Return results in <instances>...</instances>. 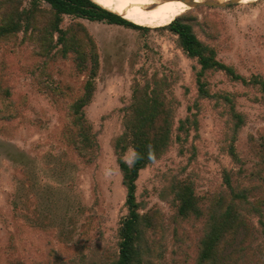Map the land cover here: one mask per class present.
I'll return each mask as SVG.
<instances>
[{"label":"rangeland","instance_id":"1","mask_svg":"<svg viewBox=\"0 0 264 264\" xmlns=\"http://www.w3.org/2000/svg\"><path fill=\"white\" fill-rule=\"evenodd\" d=\"M189 11L205 24L203 30L196 28L197 35L216 48L219 61L247 79H264V0ZM69 21L66 17L63 25ZM82 23L98 50L94 93L84 108L97 147L84 145L81 126L71 116L70 106L85 94L89 78L75 69L72 58L47 61L46 91L29 74L42 61L30 47L15 49L0 61V264H54L56 256L65 264H80L82 259L107 260L112 254L119 221L126 214L113 143L122 133V108L130 100L133 79L142 80L145 71L174 79L176 121L186 117L188 106H199L198 137L189 139L185 153L179 155L174 143L162 159L140 171L136 182V198L146 205L142 212L157 210L166 228L163 256L159 263L154 258L155 264H192L201 221L174 222L172 195L165 190L172 176L190 180L204 205L220 189L223 168L241 169L244 178L257 174L253 182L259 186L250 195L264 203V176L258 173L264 172V164L252 151L264 138V94L223 72L206 79L211 94H234L236 110L247 116L234 141L241 159L235 165L226 152L227 115L220 114L215 101L198 97L195 63L178 48L176 36L157 29L161 27L141 33ZM107 170L112 174L106 175ZM242 235L239 230L235 246ZM259 251L255 259L264 257Z\"/></svg>","mask_w":264,"mask_h":264},{"label":"trees","instance_id":"2","mask_svg":"<svg viewBox=\"0 0 264 264\" xmlns=\"http://www.w3.org/2000/svg\"><path fill=\"white\" fill-rule=\"evenodd\" d=\"M66 17L70 21L63 25ZM84 20L141 33L149 31V28L136 25L90 0H0V61L7 59L15 49L30 47L42 61L29 70V74L46 91L49 88L43 79L47 61L72 58L75 69L88 73L89 78L84 85L85 94L70 106L71 116L73 123L81 126L84 145L97 147L96 134L87 123L84 108L94 93L99 59L95 40L82 23ZM201 25L205 24L197 22L196 14L187 11L169 25L157 29L176 36L178 48L195 63L192 69L198 97L215 101V106L221 108L220 114L227 115L226 133L230 141L226 152L239 166L241 159L234 141L246 125L247 116L236 110L234 94H211L206 79L215 71L223 72L231 81L256 88L261 94H264V79L259 75L247 79L233 67L219 61L216 48L199 39L196 28L203 30ZM143 74L142 80L133 79L130 100L122 108V133L113 143L121 184L126 193V214L121 217L115 234L116 247L107 260L87 262L82 259L80 264H155L153 259L159 263L163 256L166 236L163 219L157 210L142 212L146 205L136 198V182L140 171L162 159L174 143L179 146V155L185 153L184 146L189 139L198 137L199 106L196 103L188 106L186 117L176 121L179 102L173 91L174 79L157 71L150 75L145 71ZM262 141L257 145L258 150L252 151L264 164V138ZM249 144L254 145L252 137ZM149 145L154 152V161L149 159ZM191 146L195 150V146ZM130 148L142 157L132 168L123 160ZM258 173L259 177L260 173L264 176V172ZM255 175L244 178L241 169L223 168L220 189L211 194L204 205L195 194L192 181L171 177L165 195H172L176 210L174 222L201 221L192 264H264V257L255 259L254 255L255 251H264V203L260 197L253 200L250 195L259 186L254 185ZM239 230L243 237L235 246ZM174 233L177 236L176 230ZM178 242L183 241L179 239ZM228 247L231 250L227 256L224 252ZM54 264L65 263L56 256Z\"/></svg>","mask_w":264,"mask_h":264},{"label":"bare ground","instance_id":"3","mask_svg":"<svg viewBox=\"0 0 264 264\" xmlns=\"http://www.w3.org/2000/svg\"><path fill=\"white\" fill-rule=\"evenodd\" d=\"M102 8L139 26L147 28L165 27L171 21L188 11L181 2H162L160 0H93ZM203 0H197L201 2ZM220 1V0H218ZM259 0H242L253 3Z\"/></svg>","mask_w":264,"mask_h":264},{"label":"water","instance_id":"4","mask_svg":"<svg viewBox=\"0 0 264 264\" xmlns=\"http://www.w3.org/2000/svg\"><path fill=\"white\" fill-rule=\"evenodd\" d=\"M93 3H95L93 0H90ZM162 2H181L184 5H186L189 10H193L196 8H200L203 6H207V7H215V8H225L227 6L233 5V4H237V3H242V0H203L201 2H197V0H160ZM97 4V3H95ZM99 5V4H97ZM100 6V5H99ZM109 11V10H108Z\"/></svg>","mask_w":264,"mask_h":264},{"label":"clouds","instance_id":"5","mask_svg":"<svg viewBox=\"0 0 264 264\" xmlns=\"http://www.w3.org/2000/svg\"><path fill=\"white\" fill-rule=\"evenodd\" d=\"M142 159L139 152H137L134 148H130L127 153L124 154L123 160L128 165L129 168H132L135 166V164ZM149 159L153 160L155 159L154 152L149 145ZM111 170L106 171V175H111Z\"/></svg>","mask_w":264,"mask_h":264}]
</instances>
